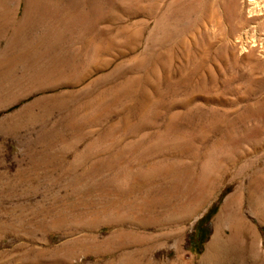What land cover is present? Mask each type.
<instances>
[{"label":"rangeland","instance_id":"1","mask_svg":"<svg viewBox=\"0 0 264 264\" xmlns=\"http://www.w3.org/2000/svg\"><path fill=\"white\" fill-rule=\"evenodd\" d=\"M263 181L264 0H0V264H212Z\"/></svg>","mask_w":264,"mask_h":264},{"label":"bare ground","instance_id":"2","mask_svg":"<svg viewBox=\"0 0 264 264\" xmlns=\"http://www.w3.org/2000/svg\"><path fill=\"white\" fill-rule=\"evenodd\" d=\"M252 5V2H248L247 5L243 4L240 7V5L233 3V11H239L240 14L245 11V16H252L256 12ZM259 189L258 196L251 199L247 212L256 217L260 223H263L264 185L260 186ZM242 208L243 199L238 198L237 194L234 193L226 198L220 212L214 219V231L207 242L203 257L206 258L205 260H209L212 264H264V238L253 226L255 224L252 225L251 220L248 221L245 214H242ZM218 249L223 250L222 260H219L216 255L209 257L213 251Z\"/></svg>","mask_w":264,"mask_h":264}]
</instances>
